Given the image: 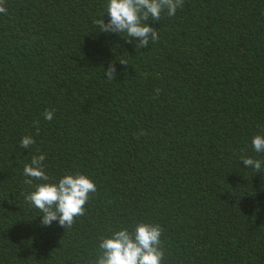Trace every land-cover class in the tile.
Wrapping results in <instances>:
<instances>
[{"label": "trees", "instance_id": "16d2710c", "mask_svg": "<svg viewBox=\"0 0 264 264\" xmlns=\"http://www.w3.org/2000/svg\"><path fill=\"white\" fill-rule=\"evenodd\" d=\"M107 4L5 0L0 264H89L102 238L140 222L164 229L163 264H264V164L241 161H264L252 147L264 134V0H184L148 21L159 38L142 49L101 32ZM24 136L35 144L23 149ZM40 154L53 181L96 184L70 228L43 226L26 200L23 168Z\"/></svg>", "mask_w": 264, "mask_h": 264}, {"label": "clouds", "instance_id": "9594fccd", "mask_svg": "<svg viewBox=\"0 0 264 264\" xmlns=\"http://www.w3.org/2000/svg\"><path fill=\"white\" fill-rule=\"evenodd\" d=\"M5 0H0V13L7 14ZM184 0H108L106 12L108 23L103 19L95 21L101 32L122 34L127 43L138 39L136 47L145 48L159 38L158 29L149 26L148 21L158 22L163 12L169 17L182 9ZM126 64L124 61H119ZM115 64H110L105 76L109 81L115 79ZM157 96L160 89H156ZM44 119L51 121L54 110L46 109ZM39 121L36 122V134L39 135ZM140 135L147 133L141 130ZM35 144L32 136H24L20 141L23 149ZM252 147L257 153H264V134L252 139ZM44 154L34 155L29 164H25L24 183L34 188L26 196V200L42 213L41 224L51 226L54 221L63 228H70L77 217L85 214V205L90 194L97 191L96 184L88 176L76 172L65 174L58 182L46 174ZM246 168L261 172L264 161L241 156ZM40 181L34 184L33 181ZM164 229L159 224L137 223L130 232L127 228L112 231L110 237H104L99 244V254L89 264H163L164 248L161 236Z\"/></svg>", "mask_w": 264, "mask_h": 264}]
</instances>
